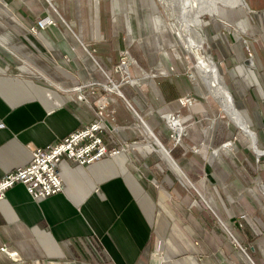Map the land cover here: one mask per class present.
<instances>
[{
    "label": "crops",
    "instance_id": "1",
    "mask_svg": "<svg viewBox=\"0 0 264 264\" xmlns=\"http://www.w3.org/2000/svg\"><path fill=\"white\" fill-rule=\"evenodd\" d=\"M248 3L254 17H264V0ZM38 21L56 25L34 34ZM134 29L133 15L123 14L119 0L109 6L107 0H0V180L27 167L34 149L96 123L99 100L108 105L101 137L108 149L121 151L87 166L63 159L58 171L64 191L47 199L34 200L22 184L10 189L0 202V264H160L159 247L171 222L164 206L169 195L159 183L173 191L175 180L168 162L174 163L155 133L168 114L190 119L192 102L199 107L195 115L204 109L199 83L182 73L168 81L157 72L141 78L135 72L129 83L115 78L114 66L125 52L136 70L158 71L162 64L159 48L133 45ZM259 48L261 63L264 45ZM163 58L162 65L176 62L181 69L176 56ZM254 69L252 86L264 99ZM176 157L187 164L184 152ZM209 259L202 261L230 264ZM256 263L264 264V257Z\"/></svg>",
    "mask_w": 264,
    "mask_h": 264
},
{
    "label": "rangeland",
    "instance_id": "2",
    "mask_svg": "<svg viewBox=\"0 0 264 264\" xmlns=\"http://www.w3.org/2000/svg\"><path fill=\"white\" fill-rule=\"evenodd\" d=\"M111 1L107 0V6ZM119 1L123 14L131 13L134 18L136 36L133 45L159 48L162 64H165L163 56L172 61L176 56L181 69L177 70L178 66L173 62L170 67L161 64L158 71L142 66L136 70L135 59L125 52L119 55L114 66L116 77L113 78L129 83L135 72L139 78L157 72L161 80L168 81L177 72L190 77L201 87L204 112L195 115L199 107L192 102L190 119L181 122L175 117L182 126L181 135L171 127L170 114L166 115V126L162 125L161 131L155 133L179 165L173 164L176 169L168 162L173 172L170 171V177L175 180L173 191L166 182L159 183L169 195L163 204L170 213L171 222L159 247L160 264H193L192 261L205 264L202 260L211 257L227 259L230 264H257L256 261L264 257V99H260L256 87L252 86L249 69L255 66L254 71L264 88V53L260 54L261 63L256 53L264 45V17H254L242 5L231 8L220 3L218 15L206 14L202 20L206 37L202 55L213 59L222 76L223 87L250 130L257 135L258 153L211 95L194 55L183 48L185 40H180L186 38L178 39L177 30L182 23V27L184 25L180 3L177 0ZM244 1L249 6L248 0ZM259 11L263 12L264 8ZM111 17L115 27V17ZM118 21L123 29L124 18L120 17ZM187 34H191L189 29ZM129 37L132 39L131 35ZM199 39L194 40L198 43ZM193 46L197 44L193 43ZM125 65L129 66L130 73L126 72ZM237 67L241 75L234 73ZM192 123L195 126H189ZM205 130L207 134L203 136ZM176 152L179 155L184 152L185 167L179 164ZM189 159L191 163L187 162ZM194 164L200 166L197 181L188 173ZM152 180L148 183L152 184ZM239 240L245 243L242 245Z\"/></svg>",
    "mask_w": 264,
    "mask_h": 264
},
{
    "label": "built area",
    "instance_id": "3",
    "mask_svg": "<svg viewBox=\"0 0 264 264\" xmlns=\"http://www.w3.org/2000/svg\"><path fill=\"white\" fill-rule=\"evenodd\" d=\"M49 25L56 24L54 21L48 23L38 21L31 31L37 34ZM124 64L125 62H123ZM122 67H120L121 70H123ZM107 107V103L100 102L99 120L96 123L69 134L55 145L34 149L32 161L27 167L10 172L0 180V202L6 198L7 192L17 184L24 185L34 200H43L62 193L64 184L58 171V165L63 159L76 165L87 166L104 158L119 155L121 151L108 149L101 137L104 129V110ZM236 243L240 246L238 242ZM1 251L15 260L19 258L18 253L10 252L7 247L1 248Z\"/></svg>",
    "mask_w": 264,
    "mask_h": 264
},
{
    "label": "bare ground",
    "instance_id": "4",
    "mask_svg": "<svg viewBox=\"0 0 264 264\" xmlns=\"http://www.w3.org/2000/svg\"><path fill=\"white\" fill-rule=\"evenodd\" d=\"M182 8L180 12L183 17L184 25L182 24L180 28L177 30V36L180 41L184 44V50L191 55H194L198 69L200 71V75L202 79L208 84L209 90L213 98L220 104L223 112L227 115V117L239 127L242 133L248 138L255 147L256 152L259 153L258 150V139L257 135L252 132L246 122L245 118L242 114L236 109L234 105V100L227 92V90L223 87L222 84V76L219 73L218 67L214 64V62L209 58L206 59L205 56L202 55V50L204 48V42L206 37L204 35L203 29V16L209 14L211 16H216L219 13V4L222 3L226 6H231V8H235L236 6L241 5V0H177ZM177 2V3H178ZM194 12V13H192ZM188 24L189 26H185ZM185 26V27H184ZM189 32L191 34H187ZM196 37L201 38L200 42H196L194 39ZM193 43H196L197 46H193ZM126 72H129V66L125 65ZM170 125L171 127L181 135L183 129L180 123L174 119L173 116L170 117ZM165 156L169 159L168 152L163 150ZM167 153V154H166ZM261 156V155H260ZM170 160V159H169ZM175 166V165H174Z\"/></svg>",
    "mask_w": 264,
    "mask_h": 264
},
{
    "label": "trees",
    "instance_id": "5",
    "mask_svg": "<svg viewBox=\"0 0 264 264\" xmlns=\"http://www.w3.org/2000/svg\"><path fill=\"white\" fill-rule=\"evenodd\" d=\"M178 162H179L180 165L181 164L183 165L182 162H180V161H178ZM199 172H200V166H199V164H194V166L192 167L191 171L188 172V173H189V176L191 177L192 180L197 181L199 179V177H200V176H198ZM239 242L242 245L245 243V242H241L240 240H239Z\"/></svg>",
    "mask_w": 264,
    "mask_h": 264
},
{
    "label": "water",
    "instance_id": "6",
    "mask_svg": "<svg viewBox=\"0 0 264 264\" xmlns=\"http://www.w3.org/2000/svg\"><path fill=\"white\" fill-rule=\"evenodd\" d=\"M241 5L244 6L246 8L247 11H249V6L247 5V3L244 0H241ZM156 141L158 142L159 146L161 147L162 150H165V147L163 146V144L157 139L155 138ZM168 155L170 156L171 160L173 161V163L175 165H178L177 162L171 157L170 153H168ZM264 156V153H263ZM179 166V165H178ZM189 183L193 186V184L189 181ZM194 187V186H193Z\"/></svg>",
    "mask_w": 264,
    "mask_h": 264
}]
</instances>
